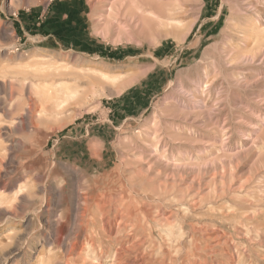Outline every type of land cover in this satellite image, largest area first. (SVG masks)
<instances>
[{
	"label": "rangeland",
	"instance_id": "374dc122",
	"mask_svg": "<svg viewBox=\"0 0 264 264\" xmlns=\"http://www.w3.org/2000/svg\"><path fill=\"white\" fill-rule=\"evenodd\" d=\"M0 198V264H264V0H0Z\"/></svg>",
	"mask_w": 264,
	"mask_h": 264
},
{
	"label": "bare ground",
	"instance_id": "6f19581e",
	"mask_svg": "<svg viewBox=\"0 0 264 264\" xmlns=\"http://www.w3.org/2000/svg\"><path fill=\"white\" fill-rule=\"evenodd\" d=\"M127 191V190H126ZM118 200V199H117ZM121 200V199H120ZM124 200V199H123ZM122 200V201H123ZM2 201V198H0V202ZM116 201V200H115ZM121 201V202H122ZM120 203V202H119ZM121 205V204H120ZM122 207V206H121ZM123 210H120L122 213H121V215H122V217H131V215H132V204L129 202V200H127L126 202H124V204H123ZM98 209H99V211L101 212V213H103V211H104V209H103V207L100 205L99 207H98ZM79 210V208L77 209V211ZM135 210H136V208H135ZM85 214H86V212L84 211V213L82 214V219H83V217L85 216ZM104 214V213H103ZM77 219V218H76ZM129 221V220H128ZM110 222V221H109ZM116 222V221H115ZM132 222V221H131ZM130 222V223H131ZM76 223V222H75ZM87 223V222H86ZM77 224H79L80 226H82L81 224H84L83 223V221H82V223H80V221H79V223H78V221H77ZM116 224V223H115ZM75 225V224H74ZM90 225V224H89ZM108 225V224H107ZM54 227V226H53ZM77 227H79V226H77ZM87 228V227H86ZM138 229V228H137ZM81 230H85V229H81ZM122 231H125L124 229H122ZM121 232V231H120ZM55 234V233H54ZM79 234V233H78ZM119 234V233H118ZM123 234V233H122ZM73 235H75V233L73 234ZM121 235V234H120ZM72 236V235H71ZM120 237V236H119ZM127 237V236H126ZM103 239V238H102ZM124 239H125V237H124ZM86 240V239H85ZM217 240V239H216ZM81 241V240H80ZM79 241V239H78V236H75L74 237V241H73V246H71L69 249H67L68 250V252L70 253V255H74V256H72V257H75L76 255L75 254H77L76 252L78 251L77 250V248H78V246H80V245H83V244H81V242ZM102 241V240H101ZM100 241V242H101ZM214 242H216V241H214ZM223 244V243H222ZM85 247V246H84ZM122 247V246H121ZM98 248H99V246H98ZM124 248V247H123ZM130 248V247H129ZM132 248H133V246H132ZM127 250H129V249H127ZM81 251H82V249H81ZM115 252H117V251H115ZM82 253V252H81ZM119 253V252H118ZM117 253V254H118ZM121 253H122V251H121ZM126 253V252H125ZM78 254H80V253H78ZM116 254V255H117ZM119 255V254H118ZM109 257V256H108ZM119 257V256H118ZM75 261L77 260L78 262H79V264H86V261L84 260V257H83V255H80L79 256V258H73ZM73 259H71V260H73ZM109 259H110V257H109ZM112 259H113V257H112ZM71 260H69L70 262H69V264H75L74 263V261L72 262ZM116 260V259H115ZM118 260V259H117ZM120 260V259H119ZM76 261V262H77ZM121 261V260H120ZM123 261H125V260H123ZM122 261V262H123ZM127 261V260H126ZM81 262V263H80ZM119 262V261H118ZM110 264H116V263H114V259L113 260H111V262H110ZM119 264H121L120 262H119ZM124 264V263H123Z\"/></svg>",
	"mask_w": 264,
	"mask_h": 264
}]
</instances>
